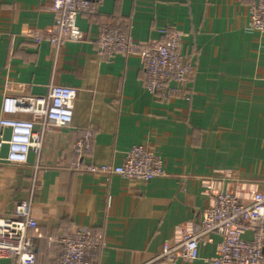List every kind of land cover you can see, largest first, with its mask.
Here are the masks:
<instances>
[{
    "label": "crops",
    "instance_id": "1",
    "mask_svg": "<svg viewBox=\"0 0 264 264\" xmlns=\"http://www.w3.org/2000/svg\"><path fill=\"white\" fill-rule=\"evenodd\" d=\"M48 4L0 0V109L5 95L42 98L50 84L76 90L71 124L45 130L40 154L31 152L25 165L0 167V213L12 215L33 181L37 186L33 264H55L59 239L78 226L100 241L93 264H162L154 260L162 245L192 231L216 192L235 193L242 203L253 192L264 195V35L246 31L243 0H103L94 16L77 17L83 38L56 55L47 42H32L52 25ZM107 18L133 43L158 41L162 29L179 32L195 62L189 97L156 101L141 84L137 51L99 60L92 40ZM88 128L92 147L83 164L119 162L132 146L150 142L165 176L138 184L69 170ZM217 249L201 245L198 259L176 264H214Z\"/></svg>",
    "mask_w": 264,
    "mask_h": 264
},
{
    "label": "built area",
    "instance_id": "2",
    "mask_svg": "<svg viewBox=\"0 0 264 264\" xmlns=\"http://www.w3.org/2000/svg\"><path fill=\"white\" fill-rule=\"evenodd\" d=\"M53 21L49 30L34 33L32 42H47L56 55L68 41H80L82 32L76 24L79 15L92 17L103 0H48ZM248 8L246 31L264 35V0H243ZM161 38L145 44L133 43L115 20L104 19L92 42L99 60H111L115 55L128 56L137 51L141 59V84L158 102L176 97L188 98L195 72L194 60L182 51V37L177 31L160 30ZM76 90L70 86L50 84L45 97L5 95L1 102L0 167L23 166L32 152L39 155L44 131L50 127L66 128L73 116ZM28 114L29 119L19 118ZM35 125L40 131H35ZM10 136L5 139L3 131ZM91 129L88 128L75 143L73 153L79 158L68 169L77 173L116 175L127 182L146 184L165 176L164 163L158 155L157 144L132 146L119 162L106 166L83 164L81 158L91 150ZM156 145V146H155ZM6 146L3 157L1 151ZM33 181L29 198L14 204L12 215L0 213V260L10 264H33L37 220L32 216ZM61 249L55 264H92L100 249V241L89 228L78 226L74 232L59 239ZM215 244L218 255L214 264H264V195L251 193L242 203L235 193L219 191L212 202L199 213L192 231L183 230L177 243L163 244L154 258L162 264H176L179 260L198 259L201 245Z\"/></svg>",
    "mask_w": 264,
    "mask_h": 264
},
{
    "label": "trees",
    "instance_id": "3",
    "mask_svg": "<svg viewBox=\"0 0 264 264\" xmlns=\"http://www.w3.org/2000/svg\"><path fill=\"white\" fill-rule=\"evenodd\" d=\"M93 264V263H92Z\"/></svg>",
    "mask_w": 264,
    "mask_h": 264
}]
</instances>
